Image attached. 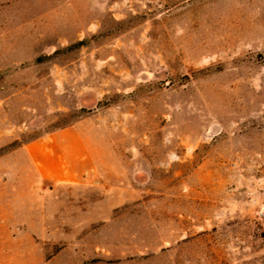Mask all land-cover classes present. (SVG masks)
I'll use <instances>...</instances> for the list:
<instances>
[{
  "label": "rangeland",
  "instance_id": "obj_1",
  "mask_svg": "<svg viewBox=\"0 0 264 264\" xmlns=\"http://www.w3.org/2000/svg\"><path fill=\"white\" fill-rule=\"evenodd\" d=\"M264 0H0V264H264Z\"/></svg>",
  "mask_w": 264,
  "mask_h": 264
},
{
  "label": "built area",
  "instance_id": "obj_2",
  "mask_svg": "<svg viewBox=\"0 0 264 264\" xmlns=\"http://www.w3.org/2000/svg\"><path fill=\"white\" fill-rule=\"evenodd\" d=\"M260 215L262 217H264V202L262 203V206H261V213H260Z\"/></svg>",
  "mask_w": 264,
  "mask_h": 264
}]
</instances>
